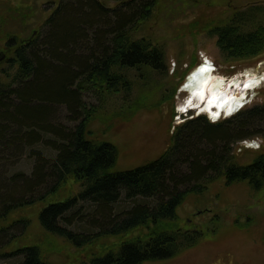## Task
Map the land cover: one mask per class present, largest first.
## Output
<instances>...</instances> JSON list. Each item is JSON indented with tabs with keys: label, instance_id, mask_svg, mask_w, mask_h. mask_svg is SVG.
Wrapping results in <instances>:
<instances>
[{
	"label": "trees",
	"instance_id": "obj_1",
	"mask_svg": "<svg viewBox=\"0 0 264 264\" xmlns=\"http://www.w3.org/2000/svg\"><path fill=\"white\" fill-rule=\"evenodd\" d=\"M157 3L57 0L36 33L10 36L0 46V261L54 264L44 257L45 242L9 249L32 223L14 214L36 204L34 217L46 238L75 250L120 240L71 264H143L173 258L202 238L179 225L177 208L188 194H202L218 179L264 189V155L240 164L232 149L256 135L248 131L264 120V105L215 123L204 115L186 119L159 157L124 171H112L116 146L90 136L93 120L128 121L150 105L132 94L136 82L165 73L164 44L138 34ZM205 30L225 61L264 54V3L232 8ZM86 97L94 103L86 105ZM170 99L171 91L160 94L156 105ZM63 108L72 124L57 119ZM25 152L31 170L15 172ZM67 183L76 189L47 200ZM137 229L142 234L130 236Z\"/></svg>",
	"mask_w": 264,
	"mask_h": 264
},
{
	"label": "rangeland",
	"instance_id": "obj_2",
	"mask_svg": "<svg viewBox=\"0 0 264 264\" xmlns=\"http://www.w3.org/2000/svg\"><path fill=\"white\" fill-rule=\"evenodd\" d=\"M57 0H0V46L10 36L26 39L36 33ZM264 3V0H158L152 18L138 34L151 37L165 47V73L136 82L132 96L143 95L150 105L144 106L128 121L112 119L93 120L88 125L90 136L107 140L118 150V157L112 171L132 169L159 157L171 142L172 134L186 118L180 114L179 106L187 96L182 91L187 75L201 62L207 61L215 67L213 74L226 80L243 81L245 74L264 73V54L255 58L228 62L222 59L216 46V39L206 34L205 27L224 21L232 8H242L248 3ZM112 7V2H105ZM160 86V90L156 88ZM236 87V86H234ZM156 89V90H155ZM171 99L159 105L160 94ZM84 99L86 105L93 99ZM247 103L241 110L264 105V82L247 92ZM240 110V111H241ZM198 112V111H197ZM61 123H71L65 109L57 113ZM180 116V117H179ZM234 116V115H233ZM232 117V116H231ZM223 120L221 118L219 121ZM255 136L232 145L235 160L247 164L259 155H264V120L249 128ZM254 141L252 143H248ZM255 143L254 145H252ZM252 146V147H251ZM42 149L46 154L48 149ZM32 158L25 152L15 160V172L29 173ZM73 183H67L62 190L48 198L64 199ZM41 204H36L14 214L29 216L32 220L27 237L12 243L9 249L31 243L45 242L44 257L54 264L75 263L78 258L93 253L120 240L101 239L93 245L75 250L58 238H46L35 215ZM179 225L184 230L202 233L199 242L177 256L157 262L143 264H264V189L253 191L245 181L225 185L222 179L208 184L202 194H188L177 208ZM137 229L130 236L142 234ZM12 264V261H0Z\"/></svg>",
	"mask_w": 264,
	"mask_h": 264
},
{
	"label": "bare ground",
	"instance_id": "obj_3",
	"mask_svg": "<svg viewBox=\"0 0 264 264\" xmlns=\"http://www.w3.org/2000/svg\"><path fill=\"white\" fill-rule=\"evenodd\" d=\"M205 63L195 68L183 85L182 91L187 96L179 106L180 111L194 109L207 114L212 121H218L222 116H230L239 109L245 103L247 92L264 82V73L245 74L241 83L238 80H226L213 74L212 64Z\"/></svg>",
	"mask_w": 264,
	"mask_h": 264
},
{
	"label": "water",
	"instance_id": "obj_4",
	"mask_svg": "<svg viewBox=\"0 0 264 264\" xmlns=\"http://www.w3.org/2000/svg\"><path fill=\"white\" fill-rule=\"evenodd\" d=\"M190 75H191V74H190ZM190 75L187 76V78H186V82L188 81V78H189ZM231 115H232V114H231Z\"/></svg>",
	"mask_w": 264,
	"mask_h": 264
}]
</instances>
